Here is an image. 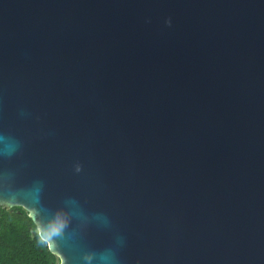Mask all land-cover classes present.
Here are the masks:
<instances>
[{
  "label": "water",
  "instance_id": "obj_1",
  "mask_svg": "<svg viewBox=\"0 0 264 264\" xmlns=\"http://www.w3.org/2000/svg\"><path fill=\"white\" fill-rule=\"evenodd\" d=\"M0 206L61 264H264V0H0Z\"/></svg>",
  "mask_w": 264,
  "mask_h": 264
},
{
  "label": "trees",
  "instance_id": "obj_2",
  "mask_svg": "<svg viewBox=\"0 0 264 264\" xmlns=\"http://www.w3.org/2000/svg\"><path fill=\"white\" fill-rule=\"evenodd\" d=\"M0 264H61L22 207L0 206Z\"/></svg>",
  "mask_w": 264,
  "mask_h": 264
},
{
  "label": "snow or ice",
  "instance_id": "obj_3",
  "mask_svg": "<svg viewBox=\"0 0 264 264\" xmlns=\"http://www.w3.org/2000/svg\"><path fill=\"white\" fill-rule=\"evenodd\" d=\"M49 247H51V245Z\"/></svg>",
  "mask_w": 264,
  "mask_h": 264
}]
</instances>
